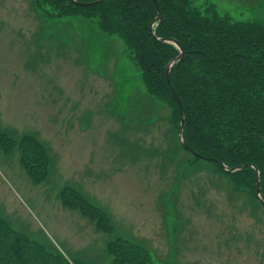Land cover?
Segmentation results:
<instances>
[{
  "label": "rangeland",
  "instance_id": "rangeland-1",
  "mask_svg": "<svg viewBox=\"0 0 264 264\" xmlns=\"http://www.w3.org/2000/svg\"><path fill=\"white\" fill-rule=\"evenodd\" d=\"M209 1L264 24V0ZM157 101L122 39L95 19H52L34 0H0V128L18 142L35 134L48 155L35 183L19 146L0 144V212L70 264H110L106 244L118 236L147 247L155 264H264V207L193 161ZM68 186L109 214L112 233L64 205Z\"/></svg>",
  "mask_w": 264,
  "mask_h": 264
},
{
  "label": "trees",
  "instance_id": "trees-1",
  "mask_svg": "<svg viewBox=\"0 0 264 264\" xmlns=\"http://www.w3.org/2000/svg\"><path fill=\"white\" fill-rule=\"evenodd\" d=\"M95 1L34 0V4L47 18H93L102 32L120 37L140 70L145 91L168 105L177 130L180 112L172 90L178 96L186 143L198 155L189 153L193 161L212 164L236 187L254 196L256 166L264 200V24L232 19L209 0L199 5L193 0H156L160 20H156L152 0ZM167 40L182 48V58L171 66L169 83L166 66L180 51ZM0 144L7 151L19 146L21 164L33 182L45 178L48 155L35 134L27 133L18 142L0 128ZM245 164L235 171L222 166L232 169ZM63 189L66 207L79 208L97 230L114 231L109 214L74 188ZM106 246L110 264H155L147 247L127 238L118 236ZM0 264L70 262L52 245L30 238L0 212Z\"/></svg>",
  "mask_w": 264,
  "mask_h": 264
},
{
  "label": "water",
  "instance_id": "water-1",
  "mask_svg": "<svg viewBox=\"0 0 264 264\" xmlns=\"http://www.w3.org/2000/svg\"><path fill=\"white\" fill-rule=\"evenodd\" d=\"M152 1H153V3H154V6H155L157 12H158L157 19L159 20V19L161 18V13H160V11H159V8H158V5H157V3H156V0H152ZM74 2H75L76 4H82V5L87 4V3L77 2V1H74ZM95 2H99V0H97V1H95ZM95 2H93V3H95ZM150 31H151V34L153 35L152 27L150 28ZM160 40H163V39H160ZM167 41L170 42V40H167ZM171 42H173V43L178 47V49H179V51H180V54L177 56V58H176L175 60H172V61L166 66V73H165V74H166V78H167L168 81H169V71H170L171 66L173 65V63L176 62V60H180V59L182 58V49H181L180 45H179L177 42H175V41H171ZM174 96H175V99H176V101H177V103H178V105H179L180 113L182 114V107H181V105H180V102H179L177 96H176V95H174ZM179 140H180L181 145H182V147H183L184 149L188 150L190 153H192V154L195 155V153L190 149V147L187 145V143L185 142V139H184V134H183V117H182V115H181V117H180ZM243 166H246V164H245V165H237V166H235V167L232 168V169H229L228 167H226V166L223 165V168H224V170H226V171H235V170L240 169V168L243 167ZM253 168H254V170H255V179H254L255 196H256V198H257L259 204H261V205L264 207V200H263L262 197H261V194H260V187H259V179H260V177H259V171H258V168H257L256 166H253Z\"/></svg>",
  "mask_w": 264,
  "mask_h": 264
},
{
  "label": "crops",
  "instance_id": "crops-1",
  "mask_svg": "<svg viewBox=\"0 0 264 264\" xmlns=\"http://www.w3.org/2000/svg\"><path fill=\"white\" fill-rule=\"evenodd\" d=\"M237 4L243 5V6H252L254 7L255 5L257 6L260 2V0H233Z\"/></svg>",
  "mask_w": 264,
  "mask_h": 264
}]
</instances>
